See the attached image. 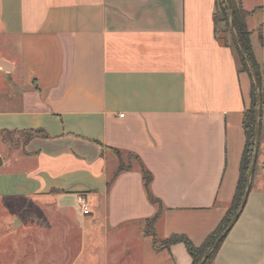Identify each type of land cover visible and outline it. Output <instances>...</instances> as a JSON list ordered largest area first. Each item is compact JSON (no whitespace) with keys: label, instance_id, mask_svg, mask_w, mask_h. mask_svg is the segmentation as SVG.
<instances>
[{"label":"crops","instance_id":"1","mask_svg":"<svg viewBox=\"0 0 264 264\" xmlns=\"http://www.w3.org/2000/svg\"><path fill=\"white\" fill-rule=\"evenodd\" d=\"M240 1L264 68V0ZM213 13L214 0H0V132L43 134L1 158L0 199L15 217L23 200L55 246L127 231L128 258L191 263L182 243L154 249L144 235L158 207L139 167L162 206L156 239L200 246L232 201L250 105ZM262 87L251 190L212 264H264V70ZM120 160L130 168L118 173Z\"/></svg>","mask_w":264,"mask_h":264},{"label":"trees","instance_id":"2","mask_svg":"<svg viewBox=\"0 0 264 264\" xmlns=\"http://www.w3.org/2000/svg\"><path fill=\"white\" fill-rule=\"evenodd\" d=\"M226 1L228 3L229 9L232 14V22H233L234 31L241 44L244 54L246 55L251 65V68L253 70V73L255 75L256 81L259 86L260 97H261V113L260 114L262 115V100H263L262 69L260 67V64L256 61L254 57L251 42H250V32L248 31L246 27V18L250 13L246 12L243 9L240 0H226ZM213 24H214V32L216 34L217 39L220 41V43L223 46H228L232 49V51L234 52L238 60L239 71L246 73L250 79V105L245 110L242 116L241 123H242V129L244 132L245 142H244V148L242 151L240 164H239L238 180H237L236 189H235L232 201L229 204L225 215L223 216L222 220L220 221L216 229L204 240V242L200 246L198 247L194 246L190 242V240H188V238L182 235H172L168 239L162 242H159L156 239L154 228H155V223L161 214L162 206L160 202L157 199H155L150 192V182H151L150 173L146 171L142 165H140L139 167L141 171L142 179H143L144 189L148 197V200L151 204H154L158 207V210L155 216L145 221L144 227H143L144 235L152 238V245L154 249H168L173 244L182 243L185 246L191 258L190 264L199 263L203 255L213 245V243L216 241L218 236L227 228L232 218L236 214L241 204L243 195H244L245 186L247 182V175H248V171H249V167L251 163L252 154L254 151V142H255V126H256V111H257L256 91L253 85V78H252L251 72L249 68L247 67L243 57L241 56L239 49L237 47V44L235 42V39L232 35L231 29L229 26V21H228V10L225 6L224 0H214ZM218 25H220V27H218ZM260 129H261V118H260V124H259V132H260ZM40 134H42L40 131H25V132H6V131L3 132L1 131L0 132V135H16L22 138L23 144L26 143L32 137L40 135ZM115 153L117 154L118 159H120V153L117 151H115ZM128 168L130 167L126 166L120 160V164H119V168L117 172L119 173ZM254 172H255V167H254ZM254 172H253V175H254ZM253 175L251 177V182L253 179ZM224 238L217 244V246L211 252L210 256L207 258L204 264L213 263L215 255L220 245L222 244Z\"/></svg>","mask_w":264,"mask_h":264},{"label":"rangeland","instance_id":"3","mask_svg":"<svg viewBox=\"0 0 264 264\" xmlns=\"http://www.w3.org/2000/svg\"><path fill=\"white\" fill-rule=\"evenodd\" d=\"M258 36L264 44V27L259 28ZM260 67L263 72V66ZM21 140L13 135H0V159L19 154L15 146L20 145ZM9 203L0 199V264H140L135 257L125 256L127 231L118 239L110 233L106 242L98 236L93 243L88 237L89 230L84 244L59 247L53 245L54 239L51 233L44 231L42 223L30 220L29 217H35L37 207H26V201L22 200L19 214L15 217Z\"/></svg>","mask_w":264,"mask_h":264},{"label":"water","instance_id":"4","mask_svg":"<svg viewBox=\"0 0 264 264\" xmlns=\"http://www.w3.org/2000/svg\"><path fill=\"white\" fill-rule=\"evenodd\" d=\"M225 2V6L228 10V21H229V26L232 32V35L235 39V42L237 44V47L239 49V52L241 54V56L243 57L247 67L249 68L252 78H253V85L256 91V98H257V111H256V126H255V142H254V151L252 154V158H251V163H250V167H249V171H248V175H247V182H246V186H245V191H244V195L241 201V204L236 212V214L234 215V217L232 218L231 222L229 223V225L227 226V228L218 236V238L216 239V241L213 243V245L207 250V252L203 255V257L201 258V260L199 261L198 264H204V262L207 260V258L210 256L211 252L214 250V248L217 246V244L225 237V235L228 233V231L231 229V227L233 226V224L235 223V221L237 220L238 216L240 215L242 208L245 204L246 201V197L250 191L251 188V177L253 175L254 172V167H255V163H256V159H257V152H258V145H259V124H260V118H261V97H260V91H259V86L258 83L256 81L255 75L253 73V70L251 68V65L246 57V55L244 54V51L241 47V44L236 36V33L234 31L233 28V22H232V14L231 11L229 9L228 3L226 0H224ZM1 159H0V165H1Z\"/></svg>","mask_w":264,"mask_h":264},{"label":"built area","instance_id":"5","mask_svg":"<svg viewBox=\"0 0 264 264\" xmlns=\"http://www.w3.org/2000/svg\"><path fill=\"white\" fill-rule=\"evenodd\" d=\"M82 213L85 215V214H87L88 213V210H87V208L83 205L82 206Z\"/></svg>","mask_w":264,"mask_h":264}]
</instances>
